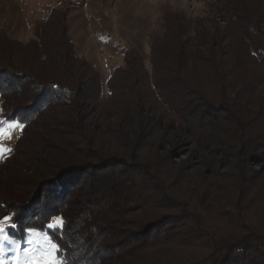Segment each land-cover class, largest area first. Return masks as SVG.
I'll list each match as a JSON object with an SVG mask.
<instances>
[{"label": "trees", "instance_id": "16d2710c", "mask_svg": "<svg viewBox=\"0 0 264 264\" xmlns=\"http://www.w3.org/2000/svg\"><path fill=\"white\" fill-rule=\"evenodd\" d=\"M210 6L164 9L148 66L124 48L105 89L64 11L27 42L0 33L1 116L23 125L0 169L14 240L46 232L61 264H264V0Z\"/></svg>", "mask_w": 264, "mask_h": 264}, {"label": "rangeland", "instance_id": "374dc122", "mask_svg": "<svg viewBox=\"0 0 264 264\" xmlns=\"http://www.w3.org/2000/svg\"><path fill=\"white\" fill-rule=\"evenodd\" d=\"M212 1L0 0V33L18 41L27 42L32 39L36 24L43 20L52 9L64 11L77 56L86 59L99 71L105 89L111 71L123 65L122 50L124 48L137 50L148 66L149 40L152 35L162 33L161 15L164 9L182 11L192 19L206 17L213 14L210 6ZM220 23L224 25L222 21ZM5 78L9 77L5 75ZM259 92L264 95V86L259 88ZM0 119H3L1 110ZM20 134L21 128L14 129L12 138L0 143L12 150ZM8 154L0 158V169ZM185 157L186 155L176 157L175 161L179 162ZM35 232L37 235L31 237L34 242L24 243L28 238L27 234L22 242L19 241L18 250L14 251V244L5 243L4 251L0 253V260H3L5 264H34L35 261H42L48 249L38 234L47 233ZM56 258L61 264L57 253Z\"/></svg>", "mask_w": 264, "mask_h": 264}, {"label": "snow or ice", "instance_id": "6c2138e0", "mask_svg": "<svg viewBox=\"0 0 264 264\" xmlns=\"http://www.w3.org/2000/svg\"><path fill=\"white\" fill-rule=\"evenodd\" d=\"M22 127L23 125L20 122L0 119V141L11 139L13 130ZM11 151V149L5 148L3 144L0 143V158ZM63 224V218L53 217L52 221L47 224V227L55 231L62 228ZM16 227L17 224L14 222V214L6 213L5 215L0 216V253L4 251L5 243L14 244V251L20 248L19 241H15L8 232L9 228L15 229ZM34 235H37V233L33 229H28V238L24 243L32 244L34 241L31 237ZM38 235L41 236L48 250L44 253L43 260L35 261L34 264H60L56 258V253L59 251L58 245L47 234L39 233ZM0 264H5V262L0 260Z\"/></svg>", "mask_w": 264, "mask_h": 264}]
</instances>
